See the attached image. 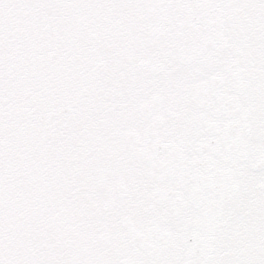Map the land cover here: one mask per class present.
I'll use <instances>...</instances> for the list:
<instances>
[{"label":"snow or ice","instance_id":"6c2138e0","mask_svg":"<svg viewBox=\"0 0 264 264\" xmlns=\"http://www.w3.org/2000/svg\"><path fill=\"white\" fill-rule=\"evenodd\" d=\"M0 264H264V0H0Z\"/></svg>","mask_w":264,"mask_h":264}]
</instances>
